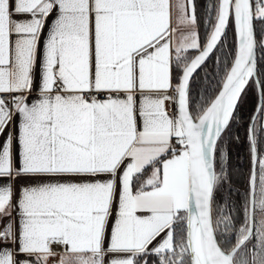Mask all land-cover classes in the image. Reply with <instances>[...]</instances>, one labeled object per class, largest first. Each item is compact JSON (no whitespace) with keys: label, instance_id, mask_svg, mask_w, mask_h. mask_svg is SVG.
Here are the masks:
<instances>
[{"label":"snow or ice","instance_id":"obj_1","mask_svg":"<svg viewBox=\"0 0 264 264\" xmlns=\"http://www.w3.org/2000/svg\"><path fill=\"white\" fill-rule=\"evenodd\" d=\"M0 264H264V0H0Z\"/></svg>","mask_w":264,"mask_h":264},{"label":"trees","instance_id":"obj_2","mask_svg":"<svg viewBox=\"0 0 264 264\" xmlns=\"http://www.w3.org/2000/svg\"><path fill=\"white\" fill-rule=\"evenodd\" d=\"M201 35L203 36V29H201ZM231 38H232V33L231 31H229L228 39L231 40ZM217 55H221V54L217 53ZM212 68H213V61L209 60L208 67L200 71L199 76L195 78V81L193 82V94L194 95L196 94L197 91H200L201 94L203 93L204 86L208 84V80L203 79V77L205 76V73H207L208 75H211ZM234 151H239L241 157L245 155V150L243 148H240V149L234 148Z\"/></svg>","mask_w":264,"mask_h":264}]
</instances>
